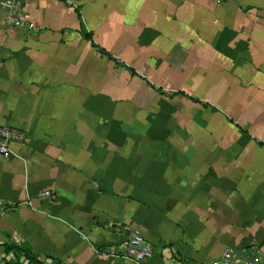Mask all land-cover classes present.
<instances>
[{"label": "crops", "instance_id": "1", "mask_svg": "<svg viewBox=\"0 0 264 264\" xmlns=\"http://www.w3.org/2000/svg\"><path fill=\"white\" fill-rule=\"evenodd\" d=\"M16 2L33 27L0 6V123L26 133L0 155V264H27L9 243L130 264L101 251L133 229L144 264L264 253V0Z\"/></svg>", "mask_w": 264, "mask_h": 264}, {"label": "built area", "instance_id": "2", "mask_svg": "<svg viewBox=\"0 0 264 264\" xmlns=\"http://www.w3.org/2000/svg\"><path fill=\"white\" fill-rule=\"evenodd\" d=\"M0 6L8 12V17L13 23L24 25L27 28L33 27V22L27 21L17 10L16 0H0ZM26 140V133L23 129L0 123V155L8 157L10 154L9 144L12 141L23 142ZM55 193L50 190L41 192V197L54 198ZM143 238L137 229L130 233L126 249L113 251L112 248H104L101 253L118 258L130 264H144L151 257L152 251L149 247L140 245ZM205 264H264V253H250L246 249H236L232 246L224 247L217 257L208 260Z\"/></svg>", "mask_w": 264, "mask_h": 264}, {"label": "trees", "instance_id": "3", "mask_svg": "<svg viewBox=\"0 0 264 264\" xmlns=\"http://www.w3.org/2000/svg\"><path fill=\"white\" fill-rule=\"evenodd\" d=\"M3 249L5 252L13 251L15 254H21L26 260L27 264H42V262L38 259V257L33 254L29 248L16 245L13 243L4 244ZM8 264H23L19 259H16L14 261H8Z\"/></svg>", "mask_w": 264, "mask_h": 264}, {"label": "rangeland", "instance_id": "4", "mask_svg": "<svg viewBox=\"0 0 264 264\" xmlns=\"http://www.w3.org/2000/svg\"><path fill=\"white\" fill-rule=\"evenodd\" d=\"M117 60H118V62H120V63H121V65H124V64H123V63H124L123 61H121L120 59H117ZM123 71H125V69H124V68H123V69H122V68H120V73H122Z\"/></svg>", "mask_w": 264, "mask_h": 264}, {"label": "water", "instance_id": "5", "mask_svg": "<svg viewBox=\"0 0 264 264\" xmlns=\"http://www.w3.org/2000/svg\"><path fill=\"white\" fill-rule=\"evenodd\" d=\"M140 245H143V243H142V244H140Z\"/></svg>", "mask_w": 264, "mask_h": 264}]
</instances>
